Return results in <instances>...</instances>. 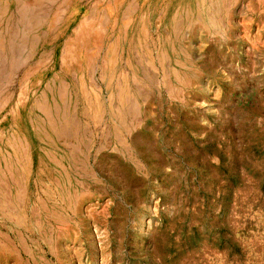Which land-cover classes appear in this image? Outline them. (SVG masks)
<instances>
[{
	"label": "rangeland",
	"instance_id": "obj_1",
	"mask_svg": "<svg viewBox=\"0 0 264 264\" xmlns=\"http://www.w3.org/2000/svg\"><path fill=\"white\" fill-rule=\"evenodd\" d=\"M0 264H264V0H0Z\"/></svg>",
	"mask_w": 264,
	"mask_h": 264
}]
</instances>
